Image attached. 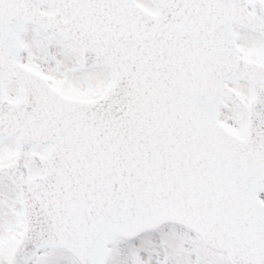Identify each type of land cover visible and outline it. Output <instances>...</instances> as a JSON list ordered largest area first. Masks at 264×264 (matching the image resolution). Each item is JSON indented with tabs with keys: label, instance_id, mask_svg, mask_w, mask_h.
I'll list each match as a JSON object with an SVG mask.
<instances>
[{
	"label": "snow or ice",
	"instance_id": "obj_1",
	"mask_svg": "<svg viewBox=\"0 0 264 264\" xmlns=\"http://www.w3.org/2000/svg\"><path fill=\"white\" fill-rule=\"evenodd\" d=\"M0 264H264V0H0Z\"/></svg>",
	"mask_w": 264,
	"mask_h": 264
}]
</instances>
